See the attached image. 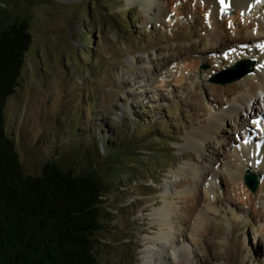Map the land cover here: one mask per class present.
<instances>
[{
  "label": "rangeland",
  "instance_id": "obj_1",
  "mask_svg": "<svg viewBox=\"0 0 264 264\" xmlns=\"http://www.w3.org/2000/svg\"><path fill=\"white\" fill-rule=\"evenodd\" d=\"M207 2L0 0L9 21H26L33 37L4 113L8 133L27 175H41L47 162L65 171L97 172L105 193L94 252L101 264H139L142 240L159 232L148 214L163 208L167 189L176 249L187 248L189 264H264V218L254 215L263 209V177L257 176L256 193L243 177L233 185L242 163L232 157L249 137L261 144L262 131L244 114L230 119L220 139L193 143L194 134L228 107H217L216 92L240 87L212 79L226 80L237 65L256 68L264 42L206 52L208 35L225 33L212 26L208 12L198 13ZM235 14L223 10L220 18ZM260 15L264 3L250 22ZM188 167L198 175L214 169L209 196L203 186L188 184ZM248 195L258 196L255 207L246 203ZM184 261L178 252L167 264Z\"/></svg>",
  "mask_w": 264,
  "mask_h": 264
},
{
  "label": "trees",
  "instance_id": "obj_2",
  "mask_svg": "<svg viewBox=\"0 0 264 264\" xmlns=\"http://www.w3.org/2000/svg\"><path fill=\"white\" fill-rule=\"evenodd\" d=\"M32 44L29 24L11 23L0 5V264H101L94 252L105 193L97 172L47 162L41 175H27L7 130V102Z\"/></svg>",
  "mask_w": 264,
  "mask_h": 264
},
{
  "label": "bare ground",
  "instance_id": "obj_3",
  "mask_svg": "<svg viewBox=\"0 0 264 264\" xmlns=\"http://www.w3.org/2000/svg\"><path fill=\"white\" fill-rule=\"evenodd\" d=\"M138 1H143L144 4L149 2V0ZM207 1L208 4H201L202 6H199L201 13H198L204 14L205 12H208L210 14L209 20L212 26L216 29L220 28L224 30L225 33L224 35H219L217 33L208 35L209 37L207 41L209 42V47L206 48V52H225L226 50L233 49L235 46L239 45H241L242 48H246L248 46L251 47L252 45L263 44L264 37H261V34L264 33V15L263 17L261 15L255 16L253 22H250V16L256 14V12L263 6L264 0H226L225 4H221L220 0ZM188 6L189 3L184 6L183 10ZM223 10L236 11V16L229 19L220 18V13ZM179 13H181L180 10ZM179 13L177 12L178 15H181ZM221 19L227 21L229 25H227L226 23H221ZM231 25H234L238 36H232L230 34V31L233 28L231 27ZM177 26L178 23H174V27ZM201 29L202 31L207 30L204 26ZM246 32H253V35L251 34V36H246ZM191 59L192 57L188 55V58L186 60V62L188 61V65ZM262 62H264V54L260 59H258L256 68H254L253 72L239 81V88L234 87L233 90L231 89V91H221L217 89L218 92H216L215 96V98L217 97L216 100L218 102L217 107L222 108L227 103L228 107L224 109L221 116L213 120V122L211 123V127H208L207 129L205 128L206 130H202L194 134L193 138L195 142L193 140V143L194 145H196V147H198L197 145L199 144V142H208L210 144L212 140H217L221 136L222 131H224L223 127L227 125L230 119H236L240 116H243L244 114L247 115L246 117L244 115V118H254L253 122L256 121V128L258 127L262 131L264 136V64H262ZM141 77L144 76L141 75ZM214 90L215 88L213 89V92ZM231 103L232 105L229 106V104ZM259 104L261 108L259 107ZM190 156L191 157L189 158L194 160L195 157H193L192 155ZM232 157L235 159L238 158L239 162L241 161L242 163L241 166L238 167L237 171L233 172V185H235L236 183L238 184V182H242V177H244L245 174L247 175L249 172H251L256 176H259L261 178L263 177L261 179L262 184L259 192L261 195L264 194V137L261 144L253 142L251 137H249L247 140V146H242L238 150H235V154H233ZM214 162L213 164H215ZM197 172L198 170L194 167H188L187 170H183L188 184L194 185V187L196 188L199 187V189H201V187L203 186L206 189L205 195L209 196L208 192L210 189V183L207 180L208 175L210 177L212 175L214 176V169L210 168V170H208L207 168H203L201 172L199 171L200 175H198ZM167 190L169 191L170 189ZM231 190L236 189L232 187ZM168 191L163 196L165 200V205L163 206V208H160L159 210H152L150 214H148V217H150L151 220L150 226H157V228H159V232H157L154 236L146 235L142 240V244L145 245V247L141 249L139 264H167V260L173 258L174 254L178 252L180 253L181 258L183 260H186L182 263L189 264V257H187V248L183 245L180 250L179 248L176 249L178 238L173 233L172 229L173 220L175 218H173L172 216L173 205L171 204V202L167 201V199L171 196ZM257 199L258 196L256 195H248V197L246 198V203L250 206L255 207V202L257 201ZM261 202V204L263 205L262 211H257L255 209L254 215L256 216V214H258L260 215V218H264V195L261 196ZM199 204L200 203H198V205ZM189 207H187L188 210ZM191 211H189V215L187 216L191 215Z\"/></svg>",
  "mask_w": 264,
  "mask_h": 264
},
{
  "label": "water",
  "instance_id": "obj_4",
  "mask_svg": "<svg viewBox=\"0 0 264 264\" xmlns=\"http://www.w3.org/2000/svg\"><path fill=\"white\" fill-rule=\"evenodd\" d=\"M253 65L250 64L247 68L240 70L239 66H235L233 68H231L230 70H228L226 73L230 74V77L227 78L226 80H222L220 81L219 79L217 80V78H213L212 79V83L215 84H219L222 86H226L228 84H233L236 82L241 81L244 77H246L247 75L251 74L253 72ZM244 178V181L246 183V187L252 192V193H256V191H258L260 182L259 179L256 175L252 174L251 172H249Z\"/></svg>",
  "mask_w": 264,
  "mask_h": 264
},
{
  "label": "snow or ice",
  "instance_id": "obj_5",
  "mask_svg": "<svg viewBox=\"0 0 264 264\" xmlns=\"http://www.w3.org/2000/svg\"><path fill=\"white\" fill-rule=\"evenodd\" d=\"M220 3L221 4H225L226 3V0H220Z\"/></svg>",
  "mask_w": 264,
  "mask_h": 264
}]
</instances>
